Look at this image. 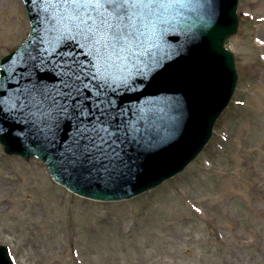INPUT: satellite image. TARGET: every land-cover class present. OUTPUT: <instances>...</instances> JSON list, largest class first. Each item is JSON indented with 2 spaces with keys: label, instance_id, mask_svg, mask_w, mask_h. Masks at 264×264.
Segmentation results:
<instances>
[{
  "label": "rangeland",
  "instance_id": "rangeland-1",
  "mask_svg": "<svg viewBox=\"0 0 264 264\" xmlns=\"http://www.w3.org/2000/svg\"><path fill=\"white\" fill-rule=\"evenodd\" d=\"M237 6L233 97L201 153L159 187L84 199L0 146V245L15 264H264V0ZM29 28L21 0H0V60Z\"/></svg>",
  "mask_w": 264,
  "mask_h": 264
},
{
  "label": "water",
  "instance_id": "water-1",
  "mask_svg": "<svg viewBox=\"0 0 264 264\" xmlns=\"http://www.w3.org/2000/svg\"><path fill=\"white\" fill-rule=\"evenodd\" d=\"M21 1L30 28L24 42L1 59L11 56L9 64L18 59L16 54L22 48L32 52L38 45L48 46L39 39L44 36L40 23L43 12L32 0ZM238 2L211 0L210 20L207 8L186 11L172 21L168 43L162 50L146 45L131 63L114 58L108 71L117 81L124 119L140 129L137 142L123 145V161L118 166L105 171L99 166L72 165L61 155L59 134L49 143L38 126L28 125L22 130L23 122L8 120L0 121L9 129L0 137L3 153L24 160L36 158L56 184L78 197L104 203L133 199L182 173L207 145L235 91L236 62L226 43L238 32ZM22 68L17 65L18 70ZM137 68L141 74L135 77V90L119 87V78L129 72L135 74ZM0 264H15L9 249L2 245Z\"/></svg>",
  "mask_w": 264,
  "mask_h": 264
},
{
  "label": "snow or ice",
  "instance_id": "snow-or-ice-1",
  "mask_svg": "<svg viewBox=\"0 0 264 264\" xmlns=\"http://www.w3.org/2000/svg\"><path fill=\"white\" fill-rule=\"evenodd\" d=\"M32 3L43 12L44 36L39 39L48 46L38 45L32 52L22 48L11 64V56L0 60V121L23 122L22 130L38 126L49 143L59 134L65 161L108 171L122 163L123 145L137 142L140 133L136 124L124 119L109 66L114 58L133 62L146 45L162 50L172 21L186 11L207 8L210 20L211 0ZM140 74L137 68L135 74L120 77L119 87L135 90ZM8 131L0 123V137Z\"/></svg>",
  "mask_w": 264,
  "mask_h": 264
}]
</instances>
